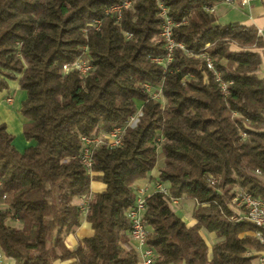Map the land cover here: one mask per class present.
<instances>
[{"label":"trees","instance_id":"obj_1","mask_svg":"<svg viewBox=\"0 0 264 264\" xmlns=\"http://www.w3.org/2000/svg\"><path fill=\"white\" fill-rule=\"evenodd\" d=\"M132 1L116 23L104 8L118 0H0V92L10 81L25 91L19 111L31 142L18 152L0 122V251L12 264H138L124 213L134 181L160 155L158 181L169 198L195 203V223L161 193L148 195L142 221L153 264H254L250 252L264 242L230 208V190L264 201V39L253 27L218 24L206 7L220 0ZM159 4L182 45L166 69L151 61L164 51ZM94 19L98 30L87 26ZM84 46L93 70L62 72ZM144 84L160 88L163 107ZM137 110L120 146L93 150L89 174L77 157L80 137L123 125ZM91 181L105 190L91 194ZM82 196L85 215L73 203ZM83 216L93 234L70 250L65 237ZM200 229L216 237L209 254Z\"/></svg>","mask_w":264,"mask_h":264},{"label":"built area","instance_id":"obj_2","mask_svg":"<svg viewBox=\"0 0 264 264\" xmlns=\"http://www.w3.org/2000/svg\"><path fill=\"white\" fill-rule=\"evenodd\" d=\"M224 2H231L233 0H223ZM251 0H240L241 5H246ZM131 5L129 0H120L119 3L108 5L104 8V14L106 16L115 17V22L118 23L121 17V11L123 9L129 8ZM214 10V4L206 7L207 12H212ZM161 23H160V36L163 41V53L152 57V61L157 63L163 69L172 61V54L174 47L178 46L182 48L181 44H176L173 39V28L176 25L171 18L167 15V9L160 4ZM87 26L98 30L101 26L100 19H94L87 23ZM128 37V35H126ZM82 56L74 60L72 63H67L62 66V72L67 73L68 71L74 70L80 73L82 76H86L90 71L93 70L89 59L86 57L87 48L82 47ZM206 66L208 69H212V64L210 59L206 56ZM145 91L150 95L151 98H156V92L161 95L160 88L157 86L155 89L149 84L143 85ZM156 91V92H155ZM153 92V94H150ZM7 103L12 102V97L9 95L5 98ZM140 110L134 115H131L128 120L123 125H117L112 127L107 132H100L97 135L91 136H81L80 143L81 147L77 157L79 158L82 165L86 168L89 174L91 172V155L95 148L100 146H105L108 148H115L122 144V134L124 128L127 126H133L140 114ZM257 172V171H256ZM258 173V172H257ZM211 184L215 183L214 179H211ZM1 185V183H0ZM158 192L164 196H168V190L160 182H156L153 191L151 193H145L144 189H138L134 191V201L133 204L125 211L124 217L129 223L128 236L132 242L135 243L138 249V264H153L155 259V252L150 247L145 245V237L147 234V228L144 226L142 218L146 210V198L148 195ZM169 197V196H168ZM176 200V199H172ZM87 201L88 199L82 196V205L79 206L80 211L83 215L87 212ZM233 205H235L239 210V218L246 219L251 222L256 230L254 236L260 241L264 242V201L259 198H254L249 193L242 190L237 192L232 199ZM236 202V203H235ZM254 257L256 264H264V251H257L251 253ZM0 264H12L10 259L5 257V255L0 251Z\"/></svg>","mask_w":264,"mask_h":264},{"label":"crops","instance_id":"obj_3","mask_svg":"<svg viewBox=\"0 0 264 264\" xmlns=\"http://www.w3.org/2000/svg\"><path fill=\"white\" fill-rule=\"evenodd\" d=\"M214 4V15L217 19V23L220 25H225L229 23H239L247 28L253 27L257 30L258 34L264 39V0H251L246 5H241L240 0H233L231 2H224L223 0L216 1ZM259 75L264 78V53H261V66ZM9 88L3 92H0V122L4 125L5 123H17V128L14 127H6V131L9 134H14V140L12 141L13 146L18 152H23L31 142L27 141L22 133L21 123L19 121V116L9 109L3 107L4 97L11 96L12 100L19 90V86L17 81H10L8 83ZM26 97L25 91L21 90L20 93V102H22ZM3 103V104H2ZM8 106V105H7ZM19 104V108H20ZM158 177L157 170H152L149 172L144 178L138 179L134 181L132 187L133 190L144 189L148 192L153 182L152 179ZM105 190V185L99 181H91L90 182V193H101ZM151 193V192H150ZM82 201V197H77L74 199L73 203L76 205H80ZM3 205H0L2 208ZM176 212V210H174ZM188 226H192L195 221L190 217L189 219L181 218ZM93 234L90 225L85 221L84 216L81 219L80 225L76 227L71 233H69L65 237V245L68 249L73 250L76 248L79 241L91 237ZM200 235L205 241L208 250L210 251L211 246L216 241V237L213 233H209L204 229H200ZM129 237V236H128ZM129 242L132 247L137 251L138 249L134 242H132L129 238ZM256 264V262H253ZM53 264H66L65 262L55 261Z\"/></svg>","mask_w":264,"mask_h":264},{"label":"rangeland","instance_id":"obj_4","mask_svg":"<svg viewBox=\"0 0 264 264\" xmlns=\"http://www.w3.org/2000/svg\"><path fill=\"white\" fill-rule=\"evenodd\" d=\"M119 1L120 0H118V2L117 3H119ZM130 1V3H131V5H130V7L129 8H127L126 10H130L131 8H132V6H133V1L132 0H129ZM158 8H159V12H160V4L158 5ZM212 13H214V10L212 11ZM158 16H159V18L161 17L160 15H159V13H158ZM161 19V18H160ZM161 23V22H160ZM176 26V25H175ZM174 26V27H175ZM157 37H158V39H160L161 41H162V39H161V36H160V26H159V32H158V35H157ZM175 42V41H174ZM176 43V42H175ZM176 44H179V43H176ZM162 47H163V41H162ZM164 48V47H163ZM151 61H152V58H151ZM153 62V61H152ZM153 63H155V62H153ZM156 65H158L157 63H155ZM155 89L157 88V87H154ZM5 91V90H4ZM3 92V91H2ZM156 92V91H155ZM20 93H21V89H19V90H17V92L15 93V95H14V97H13V100H12V102L9 104V103H7L6 101H5V98L7 97V96H5L4 97V104H3V107H5L6 109H9V111H12L13 113H16V114H18V116H19V121H20V123H21V127H23V118L21 117V114H20V108L18 107L19 106V104L21 105V102L19 103V101H20ZM150 94H153V92H150ZM156 98H154V100H157L161 105H162V107L165 105V100H164V98L162 97V95H159L157 92H156ZM12 96V95H11ZM8 105V106H7ZM5 125L6 126H8V127H14V128H17V123H15V122H12V123H8V124H6L5 123ZM12 135V137H13V140H14V134H11ZM163 164V158L159 155V158H158V161H157V164H156V168H155V170H157V172H158V167H160L161 165ZM154 170V169H153ZM153 180V182H152V184H151V186H150V188L151 189H149L148 190V192H146L145 191V193L147 194V193H150L151 191H153V189H154V185L156 184V182H159L158 181V177H156V178H154V179H152ZM161 183V182H160ZM164 187H166V188H168V185L166 184V183H161ZM240 190L241 189H239V188H232L231 190H230V194H232V193H234V196L236 195V193L237 192H240ZM136 191V190H135ZM164 196V195H163ZM164 197H167L168 199H169V206H170V208H172L173 210H176V215L178 216V217H180V218H185V219H189L190 217H191V212H192V209H193V207L195 206V203L193 202V201H191V200H188V199H185V198H181V199H177V200H172V198H169L168 196H164ZM88 199V198H87ZM236 203V202H235ZM83 203H81L80 205H82ZM0 205H2V204H0ZM79 205V206H80ZM230 208H232L233 209V211L238 215L239 214V212H240V210L235 206V205H233V201H231V203H230ZM234 219V218H233ZM253 252H255V251H252V252H250V253H253ZM210 253V251L208 250V254ZM252 255V254H251ZM139 258V257H138ZM138 262H139V259H138Z\"/></svg>","mask_w":264,"mask_h":264}]
</instances>
